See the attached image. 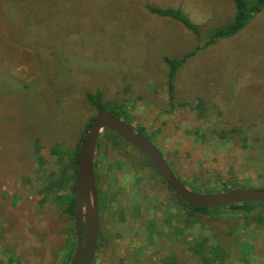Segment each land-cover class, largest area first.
Returning a JSON list of instances; mask_svg holds the SVG:
<instances>
[{
	"label": "rangeland",
	"instance_id": "rangeland-1",
	"mask_svg": "<svg viewBox=\"0 0 264 264\" xmlns=\"http://www.w3.org/2000/svg\"><path fill=\"white\" fill-rule=\"evenodd\" d=\"M151 8L180 11L193 29ZM6 10L14 14L12 23L3 17ZM236 13L234 0L0 3V264H63L70 256L64 197L73 183L52 187L48 182L72 173L74 151L98 114L89 94L99 95L106 109L153 140L190 189L207 193L190 184L224 182L264 188V7L236 33L217 37ZM208 39L215 41L199 49ZM185 56L171 78L165 58ZM104 132L95 158L100 193L109 199L106 204H118L112 211L122 203L133 211L125 207L122 214L102 218L106 240L94 264H144L142 259L151 264L171 251L183 262L192 254L184 247L196 239L216 232L227 248L233 244L228 227L234 232L245 222L238 234L247 229L250 221L225 220L211 210L194 215L199 222L190 224L174 218L178 223H171L184 225L188 237L150 242L143 221L163 222L166 205L152 204L178 205L174 193L138 150ZM254 213L264 218V202ZM57 214L63 215L60 222ZM261 224L264 238V220ZM163 225L174 229L169 222ZM237 249H230L228 264H264L261 256L241 261ZM258 251L264 253L261 246Z\"/></svg>",
	"mask_w": 264,
	"mask_h": 264
},
{
	"label": "trees",
	"instance_id": "trees-1",
	"mask_svg": "<svg viewBox=\"0 0 264 264\" xmlns=\"http://www.w3.org/2000/svg\"><path fill=\"white\" fill-rule=\"evenodd\" d=\"M2 1L3 0H0V3ZM234 2L237 5L236 18L227 28H225L224 30L218 31L216 33L217 37H226V36H230V35L236 33L237 31H239L241 28L244 27V25L246 24L250 14L253 11H258L262 7H264V0H234ZM6 8L8 10H11L12 6H9V8L8 7H6ZM151 10L156 12V13H161V14H164L167 16H172L174 18H178V19L182 20L188 27L193 29L191 22L178 10H174L171 8L166 9V10L151 8ZM3 17H4V19H7V21L9 23H12L11 19L14 17V14L13 13L10 14L6 10V14ZM208 40L204 44H200V46L198 48L201 49L202 47H204L210 43H213L215 41V39H211L209 41ZM187 56H185L182 59H171L168 57L165 58V62H167L168 65L171 67V78L174 77L178 64H180L182 61H184L187 58ZM87 97L97 107L98 111L106 109L105 106L101 104V100H100L99 95L93 96V95L89 94ZM111 112L114 115H116L117 117L122 118L117 113H115L114 111H111ZM94 118H91V121L86 126V129H88V127L92 124ZM111 133L114 134L117 138H120L119 135L114 130H112L110 128L105 129V132L103 135L107 136L108 134H111ZM109 136L114 137L111 135H109ZM83 137H84V135H83ZM83 137H82V139H83ZM121 140H123V139H121ZM80 144H81V142L78 144L76 150L74 151L75 152L73 154L74 156H72V167H73L72 173L70 175H65L64 177L60 176V178L56 179V182H54L53 180H50L48 182V186L53 185L52 187H54V186H59V187L65 186L68 183L67 181H70V180L72 181L71 184L73 183L72 184V192L67 193V195L64 197L65 201L67 202V205H66L64 210L69 213V220L66 223L64 231L67 234L66 245L67 246L69 245L71 247V253H70V256L66 257V260L63 262V264H71L75 254H76V251H77V238H76V229H75L74 217H75V202H76L75 188H76V179H77V171H78V165L77 164H78ZM98 145H99V142H98ZM139 152L145 157V161H146L145 164L150 166L152 169H154V171L161 177V175L156 170L153 163L147 158V156L144 155L141 151H139ZM161 179L163 180L162 177H161ZM179 179L185 185L188 184L187 183L188 180H183L181 178H179ZM164 183L167 185V183L165 181H164ZM190 185L192 186V188L204 190L207 193L226 191V190H229L231 188H236V187H234L236 185L229 186L226 182H224L220 186L215 185V184L199 185V184H193V183H191ZM167 186L170 190L173 191V189L169 185H167ZM198 192H202V191H198ZM173 193H174V199L178 205H174L173 203L166 202V201H161L159 203L160 205L152 204L153 208H157V207L162 208L161 205H166L165 207L167 209L168 214H167V216H165L163 222H156L157 220L154 217H151L149 220L143 221V225H142L143 231H144V234L148 237L150 242L151 241H157V239L160 238L161 236L162 237L167 236L168 241H170V242L171 241L178 242V241H180L182 236L188 237L187 234L183 233L184 225H181V224L176 225L174 223L173 224L171 223L172 221L175 223H178L179 219H174L177 216H179L180 218H183L185 224H190L191 222H197V221L199 222V219H197L196 217H193L194 215H196V214H211V213H209V211L214 210V211L218 212L215 215H217L218 217H224L225 220H230L231 218L236 219V221L246 220V221H250V224H246L247 229H245L244 232H242L241 234H238V233L242 230V228H244L243 226H245L244 225L245 222L238 223V225L234 229L235 234L228 227V233L231 234V238L233 239V244L231 247L225 248L223 245V242H222L221 235L219 233H216V232H211V233L206 234L203 237V239H201V240L196 239L193 243L190 244L189 248L184 247L187 249V251L188 250L191 251L192 254H190V256L186 257L183 262H181L178 259L176 252H174V251L170 252V250L167 249V251L170 252L169 254H166L165 256H163L161 258V260H153V263H151V264H158V261L163 262L164 258H165V264H228L227 257L229 259L230 249H234L236 246H238L237 250L239 251V249H240V252L243 253L241 256V261H243V262L251 263L252 258L258 257V256L259 257L261 256L264 258V253H262V251L261 252L258 251L259 246H261L262 250L264 249V238L261 237L262 234H260L261 230H263L261 222L264 220V218L261 216V214L254 213V208H255L256 204H258V202H264V201L229 204V205H226L225 210H223V209L216 210L215 208H222L224 206H218V207H197V206H193V205L187 203L182 198H180L174 191H173ZM138 197H139V202H140L141 195H139ZM66 199H68V201ZM105 202L106 201H104L103 203H105ZM137 205L140 209L138 211L137 215H140V213L143 210L142 205H145V203L142 202L141 206H139V203H137ZM117 206H118V204H116L114 207H117ZM168 206H173V207L168 211ZM121 207L122 208L117 209L115 211H111V212L112 213L120 212V214H122L123 212H125L127 210V208H129L131 210V212L133 211L132 206H129V205L122 203ZM125 207H127V208H125ZM56 210L60 211L61 209L59 210L58 208H56ZM180 212L186 213L187 216L186 217L181 216ZM224 212H226V213L223 214ZM174 213H176V214L172 218V215ZM133 214L136 215L135 211L133 212ZM62 216H63L62 214H57L55 216V219L58 222H60L61 221L60 218ZM164 222H169V224L174 226V229L166 230L164 228V225H163ZM254 222H255V224H254ZM47 224H48V222H45L44 224H42V226L44 227V225H47ZM153 225H154V227H153ZM200 225L202 227L205 226V224H202V223ZM132 227L133 226H131V228ZM105 240H106L105 233L100 227L99 240H98L96 250H100L102 245H105V243L103 242ZM249 240H251L253 243H250ZM141 244H142V246L140 245L141 246L140 248H142L143 250H148V249L144 248L146 246V244H143V243H141ZM106 248H110L112 250V252L115 251V247H113V246L107 245ZM175 250H176V248H175ZM253 250H254V254L250 256L248 254V252H250V254H251V252ZM148 252L151 254H154V251H152L150 249L148 250ZM192 256H193V258L197 259V261H193ZM64 258H65V256H64ZM95 260H96V253H95V256L93 258L92 264H94ZM188 260H192V262L186 263ZM141 261H142L141 263L147 264V262H145L143 259Z\"/></svg>",
	"mask_w": 264,
	"mask_h": 264
},
{
	"label": "water",
	"instance_id": "water-1",
	"mask_svg": "<svg viewBox=\"0 0 264 264\" xmlns=\"http://www.w3.org/2000/svg\"><path fill=\"white\" fill-rule=\"evenodd\" d=\"M114 130L125 142L141 151L153 163L163 180L187 203L197 207H218L264 201V188H231L202 193L187 187L176 175L157 145L110 110H101L84 133L80 144L76 179L75 229L77 251L71 264H92L98 244L99 197L94 169L97 144L103 129Z\"/></svg>",
	"mask_w": 264,
	"mask_h": 264
},
{
	"label": "flooded vegetation",
	"instance_id": "flooded-vegetation-1",
	"mask_svg": "<svg viewBox=\"0 0 264 264\" xmlns=\"http://www.w3.org/2000/svg\"><path fill=\"white\" fill-rule=\"evenodd\" d=\"M100 111H98L99 113ZM96 117V116H95ZM105 130V129H104ZM101 136V135H100ZM98 145V144H97ZM158 147V146H157ZM135 148V147H133ZM136 149V148H135ZM97 150V149H96ZM137 150V149H136ZM161 151V150H160ZM96 162V161H95ZM94 162V169H95V164ZM96 174V173H95ZM96 181H98V176L96 175ZM168 185V184H167ZM97 188H98V197H99V218H100V227H101V220L102 218L107 214V213H110L114 208H111L110 206H112V204H116V203H110L108 202L106 204V202L109 200V199H104L103 196H102V193H100V186L97 184ZM76 189V188H75ZM75 197H76V194H75ZM112 200V199H111ZM104 201H106L105 203H103ZM100 230V229H99ZM98 240H99V237H98Z\"/></svg>",
	"mask_w": 264,
	"mask_h": 264
},
{
	"label": "bare ground",
	"instance_id": "bare-ground-1",
	"mask_svg": "<svg viewBox=\"0 0 264 264\" xmlns=\"http://www.w3.org/2000/svg\"><path fill=\"white\" fill-rule=\"evenodd\" d=\"M168 161V160H167Z\"/></svg>",
	"mask_w": 264,
	"mask_h": 264
}]
</instances>
